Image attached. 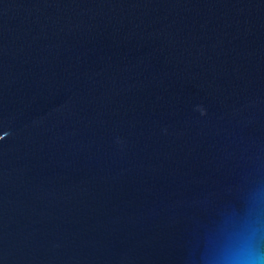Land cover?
I'll return each instance as SVG.
<instances>
[{"label": "water", "instance_id": "water-1", "mask_svg": "<svg viewBox=\"0 0 264 264\" xmlns=\"http://www.w3.org/2000/svg\"><path fill=\"white\" fill-rule=\"evenodd\" d=\"M244 220L264 259V0H0V264H208Z\"/></svg>", "mask_w": 264, "mask_h": 264}, {"label": "clouds", "instance_id": "clouds-1", "mask_svg": "<svg viewBox=\"0 0 264 264\" xmlns=\"http://www.w3.org/2000/svg\"><path fill=\"white\" fill-rule=\"evenodd\" d=\"M259 220L257 216L255 222ZM233 223L241 224V221ZM248 223L244 220L243 226L227 234L226 242H218L216 249L207 257L208 264H264L259 249L261 229L249 230Z\"/></svg>", "mask_w": 264, "mask_h": 264}]
</instances>
